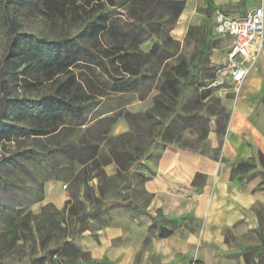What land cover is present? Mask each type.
<instances>
[{"label":"rangeland","instance_id":"rangeland-1","mask_svg":"<svg viewBox=\"0 0 264 264\" xmlns=\"http://www.w3.org/2000/svg\"><path fill=\"white\" fill-rule=\"evenodd\" d=\"M78 4H81L80 0H14L9 5V10L17 22L19 34L47 41L74 39L80 41V46L90 47L91 42L87 39L90 32L86 28L90 21V8L78 9L81 18L77 22L68 23L62 18L66 10L74 11ZM159 13L163 17V12ZM209 21L180 42L167 45L158 42L163 56L160 60L151 58L145 65L137 80L140 84L138 97L157 89L163 81L161 71H171L181 61L186 64L188 75L179 80V93L173 103L169 104L173 114L169 115L168 110H157L147 117L136 116V126H144L145 136L137 140V143L132 141V146L135 143L136 146H144L158 130L163 132L167 143L212 158L217 149L210 146L209 136L213 135L221 143L229 113L236 108L239 99L243 98L249 101L252 108L253 103L256 104L252 116L257 117L264 131V94L247 95L244 92L246 81L238 92L225 83L218 89L211 86L215 76L214 69L225 61L224 53L228 43L213 34ZM174 34L180 38L182 30H177ZM102 41L104 45L107 43L105 37ZM156 41L158 40L152 37L142 48L149 49ZM8 42V34L0 23V61L9 52ZM72 72L88 80L97 78L99 83L104 80L96 72L89 74L85 68L82 71L73 69ZM5 84L9 110L0 123V128L10 133L11 140L0 143V264H109L103 260L90 259L86 252L77 248L74 241L78 219L84 218V215H92L99 224L100 212L98 199L94 198L89 187L84 189L85 202L79 201V185H83L91 177L99 176L100 170L95 169L93 163L79 170L80 153L76 143L83 137L89 142L102 144L107 149L99 151L101 157H117L122 152V147L125 149L121 141L98 136L99 131L108 129L112 115L86 127L82 136L80 132L83 129L77 132L75 128L64 127L57 128L50 135L35 136L36 132L47 133L57 124L53 119L55 115L47 116L40 108L36 115L30 113L33 106L31 103L49 97L54 92L55 85L45 81L38 72H27L24 67L20 70L10 68ZM103 93L106 97L95 98L85 106L84 118L88 119V114L102 100L106 105L118 107L126 101L115 97V94ZM86 157L87 154L84 153L82 158ZM100 160L106 162L104 158ZM247 162L254 165V168H249L247 174L235 175L232 180L240 186H250L262 196L256 206V213L262 237L261 264H264V155H256L255 160ZM46 180L61 181L60 186L69 196V206L66 209L59 210L51 205H44L40 209L32 208L39 201L40 186ZM141 198L145 200L146 196L141 194ZM86 202L90 205V210L87 209ZM27 212H31L27 227L20 228L19 220Z\"/></svg>","mask_w":264,"mask_h":264},{"label":"crops","instance_id":"crops-1","mask_svg":"<svg viewBox=\"0 0 264 264\" xmlns=\"http://www.w3.org/2000/svg\"><path fill=\"white\" fill-rule=\"evenodd\" d=\"M181 1L183 9L170 32L175 42L186 37L190 27H200L209 20L213 29L216 11L237 18L262 3L264 13V0ZM177 30H182L180 38L174 34ZM213 34L216 35L214 29ZM144 44L140 49L149 52L151 48L144 50ZM245 81L247 95L264 94V51ZM138 93L115 94L126 100L119 107L106 105L102 100L88 114L85 124L75 128L77 132L83 129L82 136L86 127L115 116L106 132L99 131L98 136L103 139L123 136L131 159L123 169L113 157L101 165L99 176L79 185V201L85 202L86 186L98 199L99 224L92 215L78 219L74 244L90 259L109 264L263 263L256 213L262 196L248 185H238L231 176L237 164L264 155V131L257 117L252 116L256 104L252 108L248 100L239 99L229 113L221 143L209 136L210 146L219 149L216 159L173 144L164 146L156 135L144 146H136L138 136H145L144 126H131L124 113L143 117L153 108V97L159 91L155 88L140 97ZM132 141H136L134 146ZM102 148L105 147L100 144L99 151ZM91 163L92 160L83 159L79 170ZM60 183V180L44 181L40 199L32 208L51 205L63 209L69 196ZM141 194L146 196L145 200ZM87 209L90 210V205ZM159 227L172 233L161 238Z\"/></svg>","mask_w":264,"mask_h":264},{"label":"trees","instance_id":"trees-1","mask_svg":"<svg viewBox=\"0 0 264 264\" xmlns=\"http://www.w3.org/2000/svg\"><path fill=\"white\" fill-rule=\"evenodd\" d=\"M13 2L14 0L0 2V23L9 37V52L0 61V123L6 118L9 110L5 84L8 70L10 68L20 70L24 67L27 72H38L45 81L53 83L55 88L49 97L32 102L30 113L36 115L40 108L47 116L55 115L53 119L57 124L47 133L36 132L35 136L53 134L59 127L65 129L81 127L86 122L83 116L85 106L95 98L106 97L103 92L122 94L138 91L140 84L137 80L141 77L147 62L151 58L160 60L163 56L159 46L175 42L170 32L184 6V1L181 0H80L81 4L76 5L74 11L66 10L62 18H65L68 23L77 22L81 18V13L77 12L78 9L90 8V21L86 28L90 32L87 39L91 44L90 47H84L80 46V41L77 42L74 39L61 38L47 41L19 34L17 22L10 15L9 10V5ZM160 11L163 12V17ZM198 30H200L199 27H190L186 37ZM103 37L106 38L105 45L102 41ZM152 37L158 41L153 44L149 52H143L140 45ZM84 68L89 74L96 72L97 76L103 77L102 83H99L97 78L88 80L72 72L73 69L82 71ZM187 75L186 64L183 61L171 71H161L163 81L157 87L159 93L153 97L154 106L144 114V117L150 116V113L157 110L160 112L168 110L169 115L173 114L169 104L173 103V99L179 93L177 87L179 80L186 78ZM62 77L64 79H60ZM101 86L104 88L102 89ZM112 117L111 123L115 119V116ZM123 117L131 126L140 127L136 126L135 121L138 117L135 115L125 112ZM155 133L164 146L171 144L166 142L163 132L157 130ZM116 139L124 146L123 136ZM139 139H141L140 136ZM10 140V133L0 128V143H8ZM78 143L82 146V148L76 146L80 153L79 163L85 159L82 156L86 153V160H92L93 167L100 170L102 164L110 162L114 157L112 155L101 157L99 145L96 142H89L82 137ZM218 154L219 149L216 150L213 158L218 159ZM101 158H104L106 162L103 163ZM114 158L121 168L125 169L131 155L126 148L122 147V152ZM249 168H254V165L241 162L231 170V176L247 174ZM66 206H69V201L65 202L64 209ZM30 216L31 212H27L19 220L20 228L27 227ZM157 232L161 238H166L172 233L171 230H164L163 227L157 228ZM254 250L256 249H251V251Z\"/></svg>","mask_w":264,"mask_h":264},{"label":"built area","instance_id":"built-area-1","mask_svg":"<svg viewBox=\"0 0 264 264\" xmlns=\"http://www.w3.org/2000/svg\"><path fill=\"white\" fill-rule=\"evenodd\" d=\"M214 14L215 34L228 44L225 61L214 69L215 76L211 86L218 89L225 83L238 92L264 51L263 5L261 3L246 15L237 18L220 11Z\"/></svg>","mask_w":264,"mask_h":264}]
</instances>
